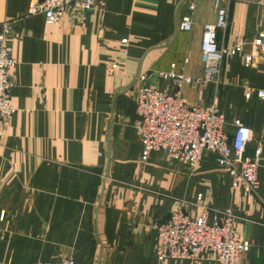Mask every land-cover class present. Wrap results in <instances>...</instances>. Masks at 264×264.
I'll return each mask as SVG.
<instances>
[{
	"label": "crops",
	"instance_id": "obj_1",
	"mask_svg": "<svg viewBox=\"0 0 264 264\" xmlns=\"http://www.w3.org/2000/svg\"><path fill=\"white\" fill-rule=\"evenodd\" d=\"M31 2L0 0V25L14 22L8 45L18 110L0 139V264H217L205 255L156 258L154 225L186 202L199 215V195L204 205L235 214L240 240L253 244L241 261L264 264V154L258 193L245 195L216 154L206 153L194 170L161 152L143 162L134 129L140 75L161 91L173 90L158 76L173 64L179 73L204 76L201 40L217 21L214 0H107L104 11L68 7L56 25L30 16ZM257 2H233L219 45L252 40L264 29ZM185 17L193 22L189 32L180 29ZM249 51L224 59L217 87L182 90L193 106L216 98L230 138L236 120L256 138L264 132V100L256 97L264 90V58L251 66Z\"/></svg>",
	"mask_w": 264,
	"mask_h": 264
},
{
	"label": "built area",
	"instance_id": "obj_2",
	"mask_svg": "<svg viewBox=\"0 0 264 264\" xmlns=\"http://www.w3.org/2000/svg\"><path fill=\"white\" fill-rule=\"evenodd\" d=\"M106 1L32 0L28 14L42 15L47 24L56 25L61 23L68 7L79 11H104ZM234 1L214 0L217 21L205 26L201 40L203 77L193 78L179 73L173 64L170 71L158 74L162 80L171 84L173 90L161 91L148 84L145 75L139 76L136 96L139 119L134 129L142 143L143 162L153 152H161L170 160L194 170L199 167L206 153L216 154L218 165L233 179V188L250 195L258 193L259 189L258 174L264 154V132L260 138H256L250 127L236 120L235 133L230 138L226 132V118L218 111L216 98L206 106H193L182 96V90L187 85L213 84L217 87L221 81L224 59L243 53L246 47H250V51L245 54L247 64L253 66L258 59L264 58V29L252 40L241 38L230 47L218 44L217 32L227 30ZM257 3L264 7V0H258ZM194 7L193 4L190 6L192 10ZM13 23L4 22L0 25V139L4 137L5 123L18 112L11 103L14 82L10 71L16 66V60L8 40ZM192 25V19L185 17L180 23V29L189 32ZM123 43H127V40H123ZM118 67V64H113L109 68ZM252 97V93L246 95L247 99ZM256 97L264 100V90L257 91ZM251 143L254 148L252 157H249L246 152ZM202 199V195H199L196 202L201 211L199 215L190 214L186 202L167 220L154 225L157 231V260H190L205 255L217 264H249L247 261L242 262L241 257L251 251L253 244L249 240H240L235 214L230 209H212L204 205ZM4 217L5 212L2 211L0 220L3 221ZM58 264L80 263L66 258Z\"/></svg>",
	"mask_w": 264,
	"mask_h": 264
}]
</instances>
